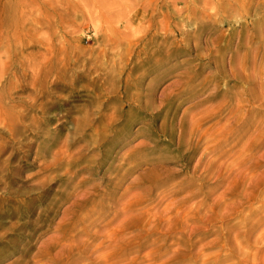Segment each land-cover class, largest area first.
I'll return each mask as SVG.
<instances>
[{"label":"rangeland","instance_id":"374dc122","mask_svg":"<svg viewBox=\"0 0 264 264\" xmlns=\"http://www.w3.org/2000/svg\"><path fill=\"white\" fill-rule=\"evenodd\" d=\"M0 264H264V0H0Z\"/></svg>","mask_w":264,"mask_h":264}]
</instances>
